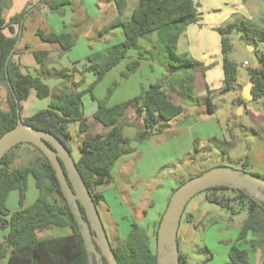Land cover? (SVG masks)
Here are the masks:
<instances>
[{
	"label": "trees",
	"instance_id": "obj_1",
	"mask_svg": "<svg viewBox=\"0 0 264 264\" xmlns=\"http://www.w3.org/2000/svg\"><path fill=\"white\" fill-rule=\"evenodd\" d=\"M71 2L72 0H39L36 6L24 9L7 21L4 17L6 3L0 0V87L4 86L7 92L6 108L3 107L0 97V137L15 127L21 117L24 123L55 134L71 151L70 125L80 122L81 132L90 129L83 111V95L90 93L95 99L93 91L97 84L107 72L127 58L131 50H136L139 58L128 64L122 74L124 78H128L139 68L140 58L149 56L159 59L167 73L152 83L148 89H143L135 97L108 106L109 97L119 85V82L115 81L105 99L98 101L93 117L107 130L83 140L80 148L81 156L76 162L98 205L104 200V194L98 188L111 182L112 170L119 158L134 150L130 145V139L124 134V128L137 126L135 140L138 142L165 131L170 127L173 119L185 112L184 106L174 101L169 92L177 94L183 100H193L195 74L197 72L204 74L211 65H205L204 62L186 53L178 52V41L183 30L201 20V12L198 10L196 0H139L130 17L125 16L129 1L115 0L117 15L102 28L101 33L122 28L125 39L88 56L82 70L73 67L72 70L67 68L54 72L43 71L49 59V52L32 51L42 67L43 74L62 77L65 81L60 88L59 97L53 100L48 108L23 118L21 102L29 98L31 90H36L37 97L42 99L48 97L52 89L41 75L24 73L20 64L14 60V56L18 54L20 32L25 27L27 17L39 4H45L51 11L60 13ZM7 30L11 35H7ZM216 30L221 36L223 53L222 91H231L237 87L238 70L236 63L229 58V53L232 51L230 35L238 31L249 43H259L264 42V29L253 23L241 21L222 25ZM154 33H157L158 41L153 49L147 50L139 45V39H149ZM36 35L46 43L59 44L61 53L68 52L76 43L73 33L57 34L39 28ZM259 61L262 67L249 73V80L253 84V101L264 98V55L259 57ZM74 72L82 76L91 72L95 75V80L86 89H72L68 83ZM83 79L78 83L74 82V87L80 86ZM212 92L208 88L204 98L210 112L214 111ZM238 102L244 104L247 100L241 96ZM131 114L134 115L133 119L129 117ZM209 141L214 147H220L217 137H211ZM25 143L34 147L39 155L26 164L14 167L16 159L14 150L23 144L19 143L0 161V229H8V233L0 241V261L8 257L9 264H89V254L80 226L63 194L54 167L37 146L29 142ZM198 149L197 140L195 151ZM246 162L251 163L247 159ZM29 175L35 179L38 197L31 205L24 206ZM256 175L264 178V173ZM183 182L181 181L179 185ZM13 190L19 191L21 205V208L14 212L7 207L9 194ZM205 191L208 201L230 209L233 213H239L240 209L244 208L248 211L237 242L231 247L229 258L232 264H251L250 254L264 245V203L254 200L244 190L229 186H216ZM235 202L241 203L239 210L233 206ZM81 210L87 219L83 206ZM145 213L144 210L143 214ZM159 223L160 221L158 226ZM53 227L68 228L70 232L66 235H51L44 238L38 236L42 230ZM243 244H248L249 248L242 247ZM112 247L118 264H157V254L152 249L151 238L147 230L136 222L132 223L124 241ZM180 261L181 264H188L186 256L181 252ZM103 262L108 264L104 257Z\"/></svg>",
	"mask_w": 264,
	"mask_h": 264
},
{
	"label": "rangeland",
	"instance_id": "obj_2",
	"mask_svg": "<svg viewBox=\"0 0 264 264\" xmlns=\"http://www.w3.org/2000/svg\"><path fill=\"white\" fill-rule=\"evenodd\" d=\"M238 2L237 0H204L202 2V11L205 15H212V11H217L214 9L218 8V5L220 10L215 15L224 18L220 22L221 25L246 21L264 29V0H247L245 6L249 12L248 14L237 10L239 6L237 5ZM138 3L139 0H129L126 14H132L133 9ZM33 6H36V4L28 7L31 8ZM213 20L215 21L216 18H213ZM230 42L232 44V51L229 53V58L236 63L238 70L237 87L231 91L215 89L212 92V101L215 105L217 116H224L230 110L229 116L227 115L226 119L229 136L226 141H222L223 138H219L220 147H214L209 139H203L199 141V145L204 144L203 148L199 147L197 151L193 149L189 158L180 161L175 160L163 166V164H159L155 153L148 156V152L151 150L148 147V143L145 144L135 140L138 131L137 126H126L124 128V134L130 139V145L134 149L133 153L132 155H124L123 160L126 161H124L123 165L119 166V162L115 165L112 170L111 182L98 188L104 194V200L100 201L97 207L112 246H118L124 241L132 223L142 218L145 209L150 210L149 215H154L157 211H164L166 189L169 188L170 180L168 178H172L173 175L178 173V168L181 167L182 163L189 165L192 162L196 164L197 170L195 173L215 166H229L253 174L262 175L264 173L263 165L252 162L250 156L251 153L257 151L260 144H264V98L257 101H253L252 98V100H248L246 104L249 111L247 109L242 110L236 99L239 84L249 77L250 71L262 67L259 57L264 55V42L249 43L248 40L242 37V33L238 31L230 35ZM24 60L28 73L41 75L46 83L54 87L52 93L42 99L37 97L34 89L31 90L29 98L21 102V116L26 118L42 109L48 108L53 100H57L60 88L65 81L62 77L54 75L46 76L43 74V71L50 70L54 72L55 70L67 68L50 69L44 67L45 70L42 71V67L39 64V70L36 72L33 67L37 63L35 57L32 54L27 55ZM245 62H247V65ZM162 66L165 68L164 65ZM74 73L68 84L72 89L78 90L85 83V79L81 77L80 80L75 81ZM198 74V72L195 74V88L197 90L201 86V79ZM82 79L83 81L80 86L74 87V82L78 83ZM59 81L62 82L58 84ZM113 83H105L99 89L100 91L98 90L101 92L105 89L103 99L107 96L109 88ZM6 94V88L1 86L0 97L4 108L7 107ZM173 97L178 99L177 94L173 95ZM204 98L195 100V103L197 105H205ZM98 101L96 96L93 99L90 93L83 95V111L90 125V129L87 132H81L80 122H74L69 127L71 133L69 145L75 162L80 159V148L83 140L96 134L104 133L107 130L106 127L95 121L91 112ZM183 102L184 104L193 103L189 99H184ZM14 153L16 156L14 167L26 164L39 155V152L27 143H23L19 148H16ZM160 155L164 157V154ZM246 159L251 163L248 164ZM195 173L187 172L183 177L178 179L179 183L194 177ZM206 194V191L196 194L185 208L179 228L181 231L178 233L180 252L186 256L188 264H232L229 253L232 245L237 242L241 227L247 219L248 211L244 208L240 209L239 213H233L230 209L208 201ZM37 197L38 189L35 179L32 175H29L27 178L24 206L31 205ZM151 200L155 201L152 207H150ZM240 205L241 203L239 202L233 203L235 209L238 210ZM7 207L12 212L21 208L18 190L10 192ZM163 213L157 216V220L152 226L150 221L148 226L144 227L151 238V246L154 252H157L156 230ZM68 230V228L64 227H53L42 230L38 233V236L44 238L51 235H61L65 234ZM5 232L6 229H0L1 234ZM246 246L248 244H243L242 247L245 248ZM258 253L264 255V245L260 247ZM254 256V254L251 255L250 262L252 261V264H254Z\"/></svg>",
	"mask_w": 264,
	"mask_h": 264
},
{
	"label": "crops",
	"instance_id": "obj_3",
	"mask_svg": "<svg viewBox=\"0 0 264 264\" xmlns=\"http://www.w3.org/2000/svg\"><path fill=\"white\" fill-rule=\"evenodd\" d=\"M196 1L198 2V10L201 12V20L187 26L183 30L178 41V52L186 53L204 62L205 65H211V67L207 69L204 74L198 72V76L201 79V86L198 90L195 88V97L193 100H189L193 103L190 102V104H184L181 97L178 96V99H175L173 97L175 94L173 92H169V95L174 101L181 103L184 106L185 112L173 119L170 122V127L165 131L142 142L145 144L148 143V147L151 149L148 152V156L155 153L158 157L157 160L159 164H163V166H166V164L174 162L175 160L180 161L185 158H189L192 150H195V141L197 140H206L211 137L227 139L229 136L226 119L230 110L227 111L224 116L219 117L215 112V105L214 111L210 112L206 105H197L195 103V100L204 98L207 95L208 88L212 91L215 89L222 90L224 79L221 36L216 30L217 27L222 26L220 22L224 18L215 15L220 10L218 5V8L214 9L217 10L216 12L212 11V15H205L202 11V2L204 0ZM238 1L239 0H237V2ZM4 2L6 3L4 17L8 21L12 16L19 14L26 8H30L28 6L38 4L39 0H4ZM245 4L246 2H242L240 0L237 4L239 5L237 10H241L243 13L248 14L249 12L247 11ZM227 14L229 13L227 12ZM116 15L117 10L115 0H72L71 4L65 6L60 13L51 11L47 5L41 3L25 21V27L23 31L20 32L21 37L18 41V54L14 56V60L20 64L24 73H28L24 60L25 57L27 55H33L32 51L34 50H46L49 52V59L46 64V68L60 69L62 67H76L81 70L84 64L87 63L86 59L88 56L120 43L125 39L122 28L113 29L105 34L101 33L102 28L113 20ZM125 16L129 17L131 16V13L129 15L125 12ZM213 18H216V20L214 21ZM39 28L46 32H55L57 34L73 33L76 38V43L68 52L61 53L59 44L46 43L36 35V31ZM16 29L18 31L17 26ZM6 33L7 35H11L8 30ZM157 41L158 35L157 33H154L149 39H139V45L147 50H150L153 49L155 44H157ZM138 58V52L136 50H131L127 58L107 72L93 91L96 98L98 100H102L104 98L105 89L99 92L102 85L105 83L112 84L113 82L118 81L119 85L113 91L107 103L108 106H113L139 95L143 89H148L152 83L159 80L165 74V68L161 65L159 59H153L149 56H145L140 58L139 68L128 78H124L122 74L126 71L128 64ZM39 66L38 62L36 65L34 64L33 67L36 72L39 70ZM81 77H84L85 83L81 89L78 90L86 89L95 80V75L91 72L85 73L84 76L80 75L78 72L74 73L75 81L80 80ZM61 82L59 81L58 84ZM250 84L251 82L249 77L239 84L238 95L236 97L237 102L241 96L247 101L252 100L246 98V89ZM49 86L51 89L54 88L51 85ZM252 88L253 87L250 88L251 92ZM238 105L241 106L242 110L247 109L249 111L246 103L239 104L238 102ZM97 107L98 103L95 107H93V110L91 111L92 114H94L97 110ZM129 117L130 119H133L134 115L131 114ZM203 145L204 144H200L199 147L203 148ZM132 153L133 151L127 154L132 155ZM160 154H164V157ZM124 155H122L117 161V163L119 162V166L123 165V163H125L124 161H126L123 160ZM250 156L252 162L261 163L264 167V144H260L257 151L255 153H251ZM118 165L117 167L119 168ZM180 166L181 167H179L177 171L178 173L173 175L172 178H168L170 180L169 188L166 189L167 191L164 200L165 209L167 208L173 189L179 185L178 179L183 177L187 172L195 173L197 170V165L192 162H190L189 165H187V163H182ZM154 202V200H151L150 207L154 205ZM145 211L146 213L143 214L141 219L134 221L142 227H147L150 221L152 226V224H154L157 220V216L164 212L157 211L154 215H149L150 210L145 209ZM180 231L181 230H179V233ZM69 232L70 230L61 235H66ZM7 233L8 229H6L4 234L0 233V241L3 240V237ZM245 248H249V245ZM259 251L260 248L250 254V260L251 255H255L254 264H262V260L264 259V255L258 253ZM0 264H9L8 257L1 260Z\"/></svg>",
	"mask_w": 264,
	"mask_h": 264
},
{
	"label": "water",
	"instance_id": "obj_4",
	"mask_svg": "<svg viewBox=\"0 0 264 264\" xmlns=\"http://www.w3.org/2000/svg\"><path fill=\"white\" fill-rule=\"evenodd\" d=\"M251 87L252 83L246 89L248 99L254 98ZM25 142L37 146L54 167L63 194L80 226L89 264H104L103 257L108 264H118L94 197L71 151L55 134L26 124L20 117L18 124L0 137V161L14 146ZM216 186L244 190L254 200L264 203V178L256 174L229 166H215L191 177L174 190L161 217L157 230V264H181L178 233L185 208L196 194Z\"/></svg>",
	"mask_w": 264,
	"mask_h": 264
},
{
	"label": "built area",
	"instance_id": "obj_5",
	"mask_svg": "<svg viewBox=\"0 0 264 264\" xmlns=\"http://www.w3.org/2000/svg\"><path fill=\"white\" fill-rule=\"evenodd\" d=\"M245 64L247 65V62H245Z\"/></svg>",
	"mask_w": 264,
	"mask_h": 264
},
{
	"label": "flooded vegetation",
	"instance_id": "obj_6",
	"mask_svg": "<svg viewBox=\"0 0 264 264\" xmlns=\"http://www.w3.org/2000/svg\"><path fill=\"white\" fill-rule=\"evenodd\" d=\"M95 263H96V259H95Z\"/></svg>",
	"mask_w": 264,
	"mask_h": 264
}]
</instances>
